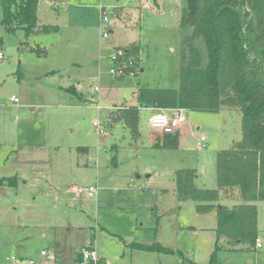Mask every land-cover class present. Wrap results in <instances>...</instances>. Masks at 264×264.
Here are the masks:
<instances>
[{"label": "rangeland", "instance_id": "rangeland-1", "mask_svg": "<svg viewBox=\"0 0 264 264\" xmlns=\"http://www.w3.org/2000/svg\"><path fill=\"white\" fill-rule=\"evenodd\" d=\"M186 6L187 0H145L143 6L138 0H41L39 26L53 30L30 37L4 30L0 6V179L14 182L0 187L1 252L11 242L12 256L21 240L30 256L47 248L58 257L55 264H74L76 250L93 242L107 264H211L212 232L196 234L204 218H178L175 172L195 170L197 187L216 189L217 153L243 140L242 113L190 112L192 131L175 150L156 146L165 137L150 128L149 111L140 109L137 135L117 120L138 104V89H179L188 64L184 41L193 31L181 27ZM195 43L205 67L206 45L201 38ZM119 49L131 50L125 60L135 77L112 76ZM95 121L110 134L99 136ZM202 137L207 148L197 145ZM90 187L98 188L97 198L71 193ZM257 208L263 249L223 251L214 264H264V201ZM203 223L209 227L210 219ZM38 258L37 264H49Z\"/></svg>", "mask_w": 264, "mask_h": 264}, {"label": "trees", "instance_id": "trees-1", "mask_svg": "<svg viewBox=\"0 0 264 264\" xmlns=\"http://www.w3.org/2000/svg\"><path fill=\"white\" fill-rule=\"evenodd\" d=\"M40 1L0 0L4 30L7 33L23 30L27 37L53 30L39 26ZM181 27L193 31L184 41L188 64L181 68L179 89L140 88L138 104L125 110L117 120L137 135L139 111L143 108L242 113L243 140L217 153V190L197 188L195 170L176 172L180 202L193 201L199 213L216 210L219 241L211 258L214 264L222 249L221 237L227 238L230 247H255L258 239L257 202L264 201V0H187ZM199 38L207 49L205 67L195 43ZM129 52L127 49L126 53ZM178 141V134L165 135L164 147L176 149ZM6 184L14 182L0 180V187ZM221 191L233 192L240 203L234 207L219 204ZM132 247L172 252L158 245Z\"/></svg>", "mask_w": 264, "mask_h": 264}, {"label": "built area", "instance_id": "built-area-1", "mask_svg": "<svg viewBox=\"0 0 264 264\" xmlns=\"http://www.w3.org/2000/svg\"><path fill=\"white\" fill-rule=\"evenodd\" d=\"M102 24L108 25L109 19L107 13H105L104 8L102 9ZM108 29V27H107ZM110 32L105 30L103 33V38H108ZM126 51L116 50V54L111 58L112 69L111 74L116 78L120 77H135V73L128 69L133 63H128L125 60ZM5 60L4 54L0 51V61ZM95 94H100V89L95 90ZM14 103H18V99L13 100ZM98 111L102 108L100 105L97 107ZM191 111L185 108H170V109H157V111L152 114L148 119V124L151 129L161 133L162 135H175L182 127L187 123L188 115ZM107 125V124H106ZM106 125L103 126L100 121H95L94 127L96 128L97 134L99 136H108L110 132L106 129ZM109 126V125H108ZM197 145L201 148H207L206 138H200ZM74 191V192H73ZM72 193L79 197L82 192H86L89 198H96L98 195L97 187H90L84 190L75 188ZM256 247L258 249L263 248L261 240H257ZM41 257H43L47 263L55 264L54 254H50L48 251H42ZM8 264H37L34 260H20L17 256H12L8 259ZM74 264H103L102 260L98 256L96 250L93 246L86 247L81 250L80 259Z\"/></svg>", "mask_w": 264, "mask_h": 264}, {"label": "crops", "instance_id": "crops-1", "mask_svg": "<svg viewBox=\"0 0 264 264\" xmlns=\"http://www.w3.org/2000/svg\"><path fill=\"white\" fill-rule=\"evenodd\" d=\"M138 3H139L140 6H143V3H145V0H138ZM131 106H135V105H131ZM142 110L149 111L150 112L149 117L157 111L156 108H143ZM140 111H139V116H140ZM139 121H140V119H139ZM190 127H192V126H190ZM190 127L186 123L182 127V129L177 133L179 135V141H178V147L176 149H178V148L181 147L184 138L189 134L190 131H192V128H190ZM160 135H162V134H160ZM162 136H163V138L165 137V135H162ZM164 144L165 143L163 141H160V142L157 141L156 142V146L159 147V148H165L164 147ZM165 149H167V148H165ZM169 150H175V149H169ZM176 172H175V176H176ZM216 175H217V171H216ZM4 178H6V177H4ZM2 187H5V186H2ZM197 188H199V187H197ZM218 188L219 187H218V180H217V188L216 189L215 188L214 189L213 188H211V189H209V188H200V189L217 190ZM172 190H173V192L175 191L176 195L178 196L176 185H175V188H172ZM72 191H73V189H72ZM161 191H162V195H168V193H169L168 190H166V189H162ZM98 194H99V191H98ZM218 203L219 204L226 205V206H229V207H234V206H236V205H238L240 203V200L235 196V194L233 192H230V191H221L220 192V198H219ZM196 207H197L196 206V203H194L193 201H190L189 200V201L180 202L179 201V198H178V202H177V205H176V209L178 210V218L179 217L183 218L184 216H186V213H187V214L193 215L195 218L202 216V218H204V219H206V218H209L210 219V223L208 225L209 227H206V225L203 223V220L204 219H202L201 224H199L196 227V228L199 229V231H196V234L198 236H201V237L204 236V238H206L205 234L208 231H211L212 232L211 235H213L212 238L214 239V241H213L212 245L209 246L210 252L212 253V252L215 251L216 244L219 241L218 236H217V232H216V229H217V213H216V210L210 211L208 213H199L197 211V208ZM191 222H189L190 225H191ZM184 223H187V222H184ZM54 230H55V228H54ZM194 230H195V228H194ZM92 235H91V233H89V232L87 233L86 232V236H87L86 239L91 240ZM42 237L43 238H46V234L43 233L42 234ZM200 240L203 241L202 239H200ZM219 243H220V246L222 248L220 252H223V251H238V250H243L245 248V246H246V245H239L237 247H230L229 246V243H228V240L225 237H221ZM93 244L94 243L92 242L91 245L93 246ZM54 245L56 246V244H54ZM203 247H204V244H203ZM57 248H58V250L60 252L63 253V248H61V245L60 244H57ZM83 248H86V246L79 247V249H77L76 252L74 253V255H73L74 263L80 259V253H81V250ZM254 248H257V247L255 246ZM13 249H14V246L12 245V243L11 242H8L7 250H6V247H5L2 252L0 251V261L2 259H4L8 263V259L10 257H12V256H17L20 260H34L35 262H38L40 260V258H38V257H41V255L40 256H38V255H36V256H30L29 251L26 249L25 245L23 244V242L21 240H18L15 243L14 253H12V256H10L9 255V252H13ZM261 249H263V248H261ZM42 251H48L49 252V250H47V248L41 250V252ZM41 252H40V254H41ZM55 257H56V255H55ZM42 258L43 257H41V259ZM56 258H58V257H56ZM100 259L102 260V263L103 264H107V262H108L107 259H105L103 257H100ZM44 263H47L46 260L44 261ZM193 264H208V262H206V261L205 262H202V263L195 262Z\"/></svg>", "mask_w": 264, "mask_h": 264}]
</instances>
